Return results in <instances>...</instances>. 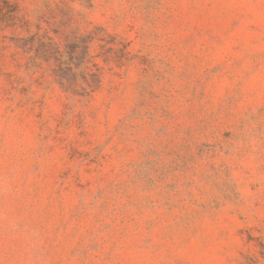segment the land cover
<instances>
[{"label": "rangeland", "instance_id": "rangeland-1", "mask_svg": "<svg viewBox=\"0 0 264 264\" xmlns=\"http://www.w3.org/2000/svg\"><path fill=\"white\" fill-rule=\"evenodd\" d=\"M0 264H264V0H0Z\"/></svg>", "mask_w": 264, "mask_h": 264}]
</instances>
